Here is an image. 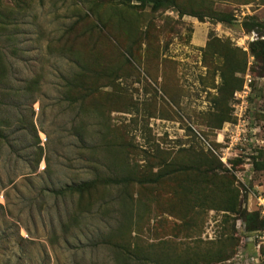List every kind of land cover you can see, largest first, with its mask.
I'll use <instances>...</instances> for the list:
<instances>
[{"label": "rangeland", "instance_id": "1", "mask_svg": "<svg viewBox=\"0 0 264 264\" xmlns=\"http://www.w3.org/2000/svg\"><path fill=\"white\" fill-rule=\"evenodd\" d=\"M161 1L0 0V264H264V0Z\"/></svg>", "mask_w": 264, "mask_h": 264}, {"label": "trees", "instance_id": "2", "mask_svg": "<svg viewBox=\"0 0 264 264\" xmlns=\"http://www.w3.org/2000/svg\"><path fill=\"white\" fill-rule=\"evenodd\" d=\"M109 1L131 4L136 0H109ZM139 2L141 3L143 7L152 5L154 10L165 8L164 2L161 0H139ZM218 21L223 22V23H230L232 21V18L226 17V16H223V17L218 16ZM259 25L260 24L255 23V22L245 23V29L248 32H251L254 30L259 31L258 30ZM261 30H264V28ZM250 50L252 54L255 56V58L259 60L260 62H262V64L264 65V41H260L258 43L251 45ZM227 65L228 66L225 67L224 72L228 70L229 74L228 75L224 74L223 87H224V91H229V94L232 96L234 92L240 88V86L230 85V78L233 77L234 73H236V69L233 68L232 70H230L232 68L230 66V60H228ZM227 76H230V78ZM222 93H223V90H222ZM166 177H167V174L162 173L152 179L145 180L144 182L149 183V184H157L163 179H165ZM130 181L131 180L129 178H122V179L116 180L115 183H128ZM92 185L93 183L88 182V183L81 184L79 186H70V187L65 188L64 194H67L69 197H74L76 195L82 196L87 189L91 188ZM235 210H236V207L232 208V211H235ZM240 217L244 219L245 224H246V229L248 232H257V231L264 229V220H261L258 212L250 213V214L246 212H241Z\"/></svg>", "mask_w": 264, "mask_h": 264}, {"label": "built area", "instance_id": "3", "mask_svg": "<svg viewBox=\"0 0 264 264\" xmlns=\"http://www.w3.org/2000/svg\"><path fill=\"white\" fill-rule=\"evenodd\" d=\"M245 9L248 11V8H240L239 12H237V14H242V16L245 17L246 16L244 14ZM260 41H264V30H261V31L254 30V31L247 33L246 38H245L246 44L244 43L240 46L243 49V51L248 54V56L250 57V60H254V58L250 54V45L258 43ZM252 83H253V79L251 77L250 72H248L246 77H245V83H244L243 91L237 93L236 96L240 97V98L243 94L248 96V93L250 92L249 88H250ZM250 202L251 203L253 202L255 204L256 210L259 213L261 220H264V193H259L257 196L252 197ZM262 239H264V230L262 231Z\"/></svg>", "mask_w": 264, "mask_h": 264}]
</instances>
